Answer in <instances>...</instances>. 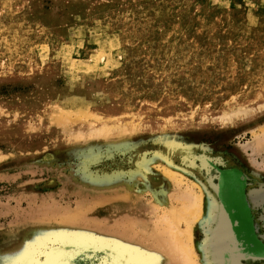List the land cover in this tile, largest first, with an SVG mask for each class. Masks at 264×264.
<instances>
[{
    "label": "rangeland",
    "instance_id": "rangeland-1",
    "mask_svg": "<svg viewBox=\"0 0 264 264\" xmlns=\"http://www.w3.org/2000/svg\"><path fill=\"white\" fill-rule=\"evenodd\" d=\"M78 104L140 130L62 142L59 108ZM0 154V264H180L148 255L143 231L161 215L153 195L194 183L208 200L197 261L227 264L207 246L222 203L240 254L229 264H264V0H0Z\"/></svg>",
    "mask_w": 264,
    "mask_h": 264
},
{
    "label": "bare ground",
    "instance_id": "bare-ground-1",
    "mask_svg": "<svg viewBox=\"0 0 264 264\" xmlns=\"http://www.w3.org/2000/svg\"><path fill=\"white\" fill-rule=\"evenodd\" d=\"M102 105H103V102H102ZM256 107H257V105H256ZM59 109L61 111L58 114L59 117L57 119H55V121H54V124L57 125L58 127H56L57 130L54 131V133H56V135L58 136V139H61L62 142L72 143V145L74 144V146H79V147H81L83 145L89 146V145H94L97 142H105L107 140L123 141V138H125L127 135L133 136L135 133H137L140 130V125L137 124V122H135V121H131V123H129V122L123 123L119 119H116L113 115H110V116H108L106 114L97 115L96 113L91 112L89 110L88 105L78 104V105H75L73 108H62L61 107ZM251 113H253L252 110H249L248 105H246V107L240 111L233 110V111L226 113L224 115L221 114L222 116L219 117V120L222 122V124L227 125V124L231 123L234 120V118H236L237 116H240V115L241 116H248ZM34 131H35V128H30L28 131L23 130L22 132H20L21 133L20 136L24 138L30 134H33ZM65 133L69 134V137H67V135ZM16 134H17V132H16ZM62 136H64V137H62ZM5 157H7V155H1L0 154V162ZM159 160L165 161L168 164L166 167L163 166L164 168L162 171V174L165 177V179L167 180V182H169V184L173 183V184L178 185L182 181V176L180 175L181 173L179 174V172L173 168V166H172L173 164H172L171 160L169 159V156H160ZM150 166H151L150 164H147L145 162H142V164L140 165V167L142 169H146V167H147V169H149ZM153 166H154V164H153ZM159 167H161V166H159ZM192 183H194V182H192ZM193 185H196L199 187V189H200L199 193L192 191L188 187H187L186 192L185 191L181 192L180 195H178L175 192L178 196L177 197L178 202H179V204H177L178 206H172V204H171L172 201L170 200V198L174 199V195H172V194L170 195L169 193L168 194L166 193L167 195L166 196L164 195V199H162V200H160L157 195H153V197L155 198L156 201L154 200L155 204H154V206H153V204L151 206H153L155 208V211H157L161 215L157 216L156 222L153 226L145 227L143 232L146 233V235H148L150 240H152V243H155L153 246H157L156 247L157 249L154 247V250L156 249L155 251L157 252L158 255L156 254V252L155 253H151V252L147 253V252H145L146 250H144V249L143 250L141 249V252L147 253L148 255H151L152 257L155 258L156 262H157V257L160 254H162V255L165 254V255H168L166 257H172V259L177 260V262L180 264H203L202 262L200 263L199 261H197L198 254H197V247H196V245L194 243V239H193V232H194V228L196 227V225L198 223L202 224V221L205 220V216H208L207 215L208 214V205H207L208 200L207 201L205 200L204 189L195 183ZM219 190H220V192L218 193V195H221V193H222L221 192V183L219 184ZM106 195H108V194H106ZM119 195L121 196V197H119V199L122 198V200H124V201L130 200L131 195L133 196V192H132V190H131V192L126 191V192L121 193ZM135 196H136V194H135ZM141 198H142V196H141ZM177 198L174 200L177 201ZM110 199L114 200L113 198H110ZM116 199H118V195L116 196L115 200ZM218 201H219L218 199L217 200L214 199V202L212 205V213L213 214L218 209V205H217V204H219ZM104 202H106V200H104ZM247 206L249 208V205H247ZM123 207H124V205H123ZM220 207L222 208V211L227 215L228 212L226 211L224 204L221 203V206L219 204V208ZM209 210H210V207H209ZM80 211H78V213ZM71 214H74V213H70V215ZM226 215L220 216L219 222H218L216 228L214 229L213 236L211 238L212 242H210V244H208L207 246H211V251H212V254L214 256L219 257V258H223V260H226L227 264H229L231 262V261H229V259H227V257H226L227 254H229L232 257L231 259L234 261V263H238V261L235 262V260H239L240 254L236 250V248H237L236 247L237 246L236 245V238H235V235L233 232L232 225H231L230 221L228 220V218L226 217ZM74 216H75V219L79 218V215H77L76 213ZM66 218L67 217L65 216V219ZM80 218H81V216H80ZM140 219L141 218H139V220ZM79 220L81 221L82 219H79ZM79 220H77V222ZM135 220L136 219L134 218V222H135ZM75 221H74V223L77 224ZM129 221H131V220H129ZM132 221H131V223H132ZM143 223H145V222H143ZM80 224H82V223H80ZM182 224H184V228L180 227ZM77 225H79V224H77ZM130 226H128V229L131 228ZM81 228H82V226H81ZM101 232H102V230H101ZM141 233H142V231H141ZM148 237H146V238H148ZM148 239H146V240H148ZM204 250H205V248L203 249L202 252H204ZM166 259L164 261H166ZM97 264H108V260L104 259L102 262L97 263Z\"/></svg>",
    "mask_w": 264,
    "mask_h": 264
},
{
    "label": "flooded vegetation",
    "instance_id": "flooded-vegetation-1",
    "mask_svg": "<svg viewBox=\"0 0 264 264\" xmlns=\"http://www.w3.org/2000/svg\"><path fill=\"white\" fill-rule=\"evenodd\" d=\"M224 184H225V182H224Z\"/></svg>",
    "mask_w": 264,
    "mask_h": 264
}]
</instances>
